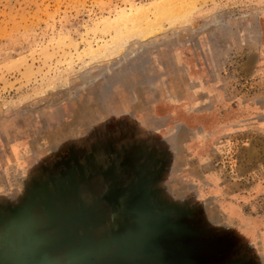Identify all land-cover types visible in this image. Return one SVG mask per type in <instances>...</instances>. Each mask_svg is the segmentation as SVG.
I'll use <instances>...</instances> for the list:
<instances>
[{
  "label": "rangeland",
  "instance_id": "obj_1",
  "mask_svg": "<svg viewBox=\"0 0 264 264\" xmlns=\"http://www.w3.org/2000/svg\"><path fill=\"white\" fill-rule=\"evenodd\" d=\"M130 223L124 264H264V0H0V264Z\"/></svg>",
  "mask_w": 264,
  "mask_h": 264
},
{
  "label": "bare ground",
  "instance_id": "obj_2",
  "mask_svg": "<svg viewBox=\"0 0 264 264\" xmlns=\"http://www.w3.org/2000/svg\"><path fill=\"white\" fill-rule=\"evenodd\" d=\"M49 189H51V187H48L46 189L44 188V193H45V191H49ZM82 195H85V194H81V197H83ZM160 196H163V195H160ZM1 206H4V205H1ZM118 217H119V215H117V216L112 215L111 218H109L110 219L109 224L110 225L111 224L116 225V223H117L116 219H118ZM100 243H101V241L99 238V239H94V242L92 244H90L89 241L87 242V244H84V245L82 244V246H80L78 248L77 255L81 256L84 259H88V260L93 259L91 261L92 264H109V262H111L112 264H124V261H126L128 256H123L122 258H119V254H117L116 250L123 248V247H126L127 244H129V242H125V243L108 242L109 245L105 246L107 248H104L103 244L100 245ZM99 251H106V252L105 253H98ZM143 255H147V253H144ZM48 256H49V258L52 256L54 258H57V259L59 258V255L56 256L53 253H49Z\"/></svg>",
  "mask_w": 264,
  "mask_h": 264
},
{
  "label": "water",
  "instance_id": "obj_3",
  "mask_svg": "<svg viewBox=\"0 0 264 264\" xmlns=\"http://www.w3.org/2000/svg\"><path fill=\"white\" fill-rule=\"evenodd\" d=\"M147 233H148V230H145V228H144V230L143 229L142 230L139 229L137 223H130V226L128 228H126L125 230L123 229V230L119 231V233H118V235L116 237L117 238L116 242L134 243L135 240H140V239L142 240L145 237V234H147ZM137 245L138 246H142L138 242H137ZM77 253H78V250H76L75 258H78V259L82 258L81 256L77 255ZM14 262L16 264H21V261H18L15 258H14ZM44 264H47V262L45 261ZM69 264H74V261L70 260ZM109 264H112V263H109Z\"/></svg>",
  "mask_w": 264,
  "mask_h": 264
}]
</instances>
